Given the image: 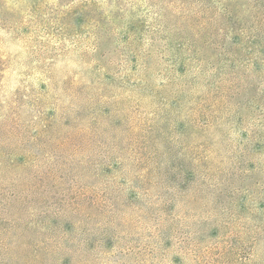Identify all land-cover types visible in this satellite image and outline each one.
I'll list each match as a JSON object with an SVG mask.
<instances>
[{
	"label": "rangeland",
	"instance_id": "obj_1",
	"mask_svg": "<svg viewBox=\"0 0 264 264\" xmlns=\"http://www.w3.org/2000/svg\"><path fill=\"white\" fill-rule=\"evenodd\" d=\"M0 264H264V0H0Z\"/></svg>",
	"mask_w": 264,
	"mask_h": 264
}]
</instances>
